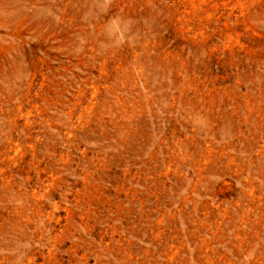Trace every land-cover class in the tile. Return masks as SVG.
<instances>
[{
  "label": "rangeland",
  "instance_id": "rangeland-1",
  "mask_svg": "<svg viewBox=\"0 0 264 264\" xmlns=\"http://www.w3.org/2000/svg\"><path fill=\"white\" fill-rule=\"evenodd\" d=\"M0 264H264V0H0Z\"/></svg>",
  "mask_w": 264,
  "mask_h": 264
}]
</instances>
